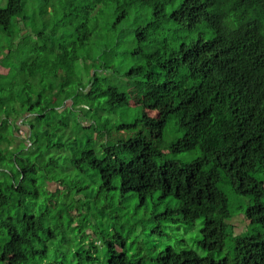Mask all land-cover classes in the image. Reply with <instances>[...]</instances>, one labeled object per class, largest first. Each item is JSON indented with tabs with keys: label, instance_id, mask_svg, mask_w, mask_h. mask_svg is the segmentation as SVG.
Wrapping results in <instances>:
<instances>
[{
	"label": "trees",
	"instance_id": "obj_1",
	"mask_svg": "<svg viewBox=\"0 0 264 264\" xmlns=\"http://www.w3.org/2000/svg\"><path fill=\"white\" fill-rule=\"evenodd\" d=\"M0 67V264H143L107 228L99 202L117 190L139 205L173 197L185 224L203 218L206 255L150 246L152 263L264 264V0H7ZM141 97L168 103L152 116L132 105ZM171 121L183 133L165 145ZM164 149L200 155L159 162ZM224 179L252 199L240 234Z\"/></svg>",
	"mask_w": 264,
	"mask_h": 264
},
{
	"label": "rangeland",
	"instance_id": "obj_2",
	"mask_svg": "<svg viewBox=\"0 0 264 264\" xmlns=\"http://www.w3.org/2000/svg\"><path fill=\"white\" fill-rule=\"evenodd\" d=\"M6 3L7 0H0V5H5ZM29 4L31 9H28V12H32L33 4ZM34 6H37V4H34ZM50 22L51 24L54 23L53 15H48L42 20L40 18H37L34 22L29 21L28 26H31L28 31L31 32V30H33L34 32L35 30H39L43 27L42 23L50 24ZM50 28H52V26H50L49 29ZM61 31L63 30L60 29V32ZM29 34L33 36L32 32ZM61 34H59L60 36L58 35V41L60 42L64 40V34L66 33L64 32ZM30 40L34 42V40L32 39ZM0 72H6V69L0 67ZM118 80L119 82H121L125 80V77L120 76ZM122 83L123 82H121V84ZM132 93L134 94V96H136L134 91H132ZM68 103L69 102H67V104ZM131 103L132 105H138L141 103H144L146 106L148 105L147 112L153 116L162 112V109L168 103V100L163 99L151 103L148 98L141 97L136 98ZM136 109H138V106H133L132 110H129L130 116L123 117L120 113H116L113 118L114 122L131 121L132 117H135L138 113ZM83 120L85 122H88L87 119ZM133 133L134 128H131V130L124 129L123 131H114L112 133V137L114 139H126L132 136ZM145 133H147V131H145ZM182 133V129L176 123H173V121H171V123H169V125L167 126V131L164 135L165 145L166 143L171 142L176 137L181 136ZM148 134L150 135L149 131ZM15 136L16 138H14V142L16 143L17 141L18 143L20 137H18L17 134H15ZM150 136L155 147H160L163 145V139L160 137V135L151 134ZM25 143H28V145L30 144L27 141H25ZM163 151L164 157L159 158V162H162L165 159H172L179 163H188L200 155L198 149L179 153H174L167 149H164ZM221 187L226 192L229 199V209L232 214L230 220L235 218L233 220V224L234 226H236L234 228V233L240 234L244 230V228L249 226V220L246 219L245 214L248 206L252 202V199L248 196L238 194L233 190L231 184L225 179L222 180ZM119 193V190L110 193L108 195V199L106 201L99 202V204L107 208V211L105 213L108 220L107 228L112 233L122 232L123 235H127L125 243L122 246H119L125 247L129 255L133 256L135 259H142L143 264H154L150 260V258L153 257L151 256L152 254L148 251L150 246L162 248L163 246L173 245L179 250L190 247L199 252L201 255H206L208 253L199 244L203 218H199L195 223L189 224H185L184 222L180 221L178 218L179 213L169 210L172 209L174 205L177 206L176 200L173 197L161 198L160 193L157 192L148 197L146 204L139 205L140 200L138 197L128 196L126 199H124L122 198V196H120ZM125 206L128 207L129 211H134L136 214H138L137 216L140 221L135 223L134 220L131 219V217L121 216L123 212L128 211ZM157 225H160L162 227V231L156 232L154 227ZM153 231L154 234H152ZM148 232L152 233L149 234ZM233 244V239L229 238L224 250L221 252H216L215 257H224L226 253L230 252ZM99 253L101 255L104 254V248L102 246H99Z\"/></svg>",
	"mask_w": 264,
	"mask_h": 264
},
{
	"label": "clouds",
	"instance_id": "obj_3",
	"mask_svg": "<svg viewBox=\"0 0 264 264\" xmlns=\"http://www.w3.org/2000/svg\"><path fill=\"white\" fill-rule=\"evenodd\" d=\"M21 122H22V119L20 121H18V124L21 125ZM21 128L25 130V127H23L22 125H21ZM234 219L235 218H233L232 220H234Z\"/></svg>",
	"mask_w": 264,
	"mask_h": 264
},
{
	"label": "built area",
	"instance_id": "obj_4",
	"mask_svg": "<svg viewBox=\"0 0 264 264\" xmlns=\"http://www.w3.org/2000/svg\"><path fill=\"white\" fill-rule=\"evenodd\" d=\"M20 132H21L22 134H24V133H25V132H24V129H21V130H20Z\"/></svg>",
	"mask_w": 264,
	"mask_h": 264
}]
</instances>
